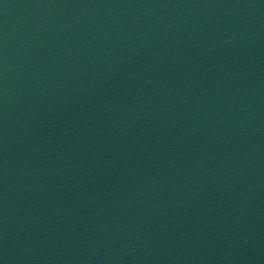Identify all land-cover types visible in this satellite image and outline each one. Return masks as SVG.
Segmentation results:
<instances>
[{
	"label": "water",
	"instance_id": "obj_1",
	"mask_svg": "<svg viewBox=\"0 0 264 264\" xmlns=\"http://www.w3.org/2000/svg\"><path fill=\"white\" fill-rule=\"evenodd\" d=\"M0 264H264V0H0Z\"/></svg>",
	"mask_w": 264,
	"mask_h": 264
}]
</instances>
